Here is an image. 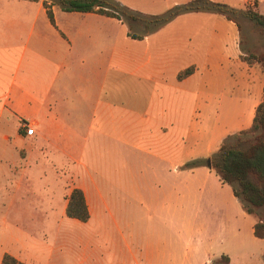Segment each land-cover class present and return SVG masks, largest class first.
Returning a JSON list of instances; mask_svg holds the SVG:
<instances>
[{"label": "crops", "instance_id": "crops-1", "mask_svg": "<svg viewBox=\"0 0 264 264\" xmlns=\"http://www.w3.org/2000/svg\"><path fill=\"white\" fill-rule=\"evenodd\" d=\"M53 12L55 24L43 0H0V122L8 112L34 128L0 133V264L6 252L63 264L41 251L65 234L74 188L90 212L70 218L83 224L78 243L109 233L98 264H232L227 248L212 252L210 229L240 239L247 215L253 235L256 219L207 164L184 165L249 128L264 99V70L242 58L237 24L186 12L135 39L114 17ZM104 154L109 163L97 161ZM150 217L169 223L170 242L149 240ZM7 223L36 247L5 244Z\"/></svg>", "mask_w": 264, "mask_h": 264}, {"label": "trees", "instance_id": "trees-1", "mask_svg": "<svg viewBox=\"0 0 264 264\" xmlns=\"http://www.w3.org/2000/svg\"><path fill=\"white\" fill-rule=\"evenodd\" d=\"M259 0L254 6L248 5L244 9H237L225 2L213 0H189L175 4L159 14H147L122 5L116 0H43L47 15L55 24L53 6L58 5L66 12H95L119 19L128 24L127 35L135 39H142L149 32L156 31L166 25L179 14L186 12H216L234 21L240 29L239 18L243 17L264 30V14L257 8ZM127 24V23H126ZM136 24L144 27L143 32L130 30ZM242 58L248 63H257L264 67V56L255 53H245ZM264 70V68H263ZM193 71L188 67L179 72L182 79ZM25 132V131H24ZM208 159H195L185 163V168L208 165L221 180L233 188L234 195L241 201L243 209L256 219L254 235L264 239V99L256 108L252 125L235 134L229 135L219 146L217 151ZM66 214L86 222L90 212L82 189L74 188L69 196ZM226 262L227 256H222ZM1 264H24L15 256L4 253Z\"/></svg>", "mask_w": 264, "mask_h": 264}, {"label": "rangeland", "instance_id": "rangeland-1", "mask_svg": "<svg viewBox=\"0 0 264 264\" xmlns=\"http://www.w3.org/2000/svg\"><path fill=\"white\" fill-rule=\"evenodd\" d=\"M120 2L122 5H126L134 10L141 11L143 13H162L168 8L172 7L175 3H182L187 0H116ZM219 2H225L230 6L237 9H244L246 6L250 4H243V0H215ZM261 11L264 12V3L261 6ZM240 20V47L245 53H255L257 55L264 56V30L259 29L254 25L253 22L246 18H239ZM127 23V24H126ZM123 24V27H120L118 32L121 33L120 36L126 35L128 30V24L130 22L126 21ZM177 27V26H176ZM209 29V27H208ZM130 30L135 32H143L144 27L142 25L136 24ZM119 45H121L119 43ZM262 69L264 68L262 65H259ZM6 120V121H5ZM26 122L21 117H10L8 112H5V116L3 120L0 122V133H24L23 125ZM13 135V134H12ZM100 155L97 160L99 163H109L108 155ZM206 160V159H205ZM8 177V171H7ZM212 177L218 179V176L213 173ZM231 190V185H226ZM8 220L13 218L12 209L7 213ZM250 216L247 215V221L244 224V229L241 228V238L237 239V235L232 231L226 232L225 234H220L219 229L213 226L210 229L211 236V245L212 252L216 253L221 248L230 250L233 254L232 264H262L264 262V245L259 239L255 238L253 233L250 231L249 225ZM68 220V221H67ZM66 222L63 224L64 227V235L57 237L55 241L47 239L51 241L55 250L51 251L50 248L45 245L44 250L41 253L44 256H48L51 254L52 259L63 261V264H98L99 259L105 255V253L109 252L110 238L109 233L99 234L96 238L91 239L90 245H84L82 243H78V237H83L84 233L82 230V222L75 221L73 219L67 218ZM216 218L210 219L211 223L215 222ZM150 225L154 226L156 229H151L149 240L151 242L157 243L158 241L168 243L173 236V229L170 228L168 222L161 221L158 222L156 218H149ZM219 222V221H218ZM81 225V226H80ZM37 226V225H36ZM231 226V225H230ZM242 224H240V227ZM6 231L4 230V234H2V240L5 244L10 247L15 246L20 243L22 245L35 246L34 241H32L29 237L25 235H15L12 231H9L10 224L7 223ZM35 229V227H34ZM218 230V231H217ZM15 237L19 236V238L14 241ZM35 236V234L33 235ZM37 236V235H36ZM35 236V237H36ZM38 237V236H37ZM40 238V237H38ZM53 238V237H52ZM42 240V239H40ZM55 242V243H54ZM184 243V242H183ZM61 246H60V245ZM36 247V246H35ZM86 247V249H84ZM32 256V253H31ZM38 262V261H36ZM36 264L35 262H32ZM218 264H227L225 259H221Z\"/></svg>", "mask_w": 264, "mask_h": 264}, {"label": "built area", "instance_id": "built-area-1", "mask_svg": "<svg viewBox=\"0 0 264 264\" xmlns=\"http://www.w3.org/2000/svg\"><path fill=\"white\" fill-rule=\"evenodd\" d=\"M254 1L255 0H252L249 4L251 6H254ZM23 128H24L25 133L28 134V135L32 134L33 131H34L32 123H24Z\"/></svg>", "mask_w": 264, "mask_h": 264}, {"label": "water", "instance_id": "water-1", "mask_svg": "<svg viewBox=\"0 0 264 264\" xmlns=\"http://www.w3.org/2000/svg\"><path fill=\"white\" fill-rule=\"evenodd\" d=\"M209 164H210V159H208V161H207Z\"/></svg>", "mask_w": 264, "mask_h": 264}]
</instances>
